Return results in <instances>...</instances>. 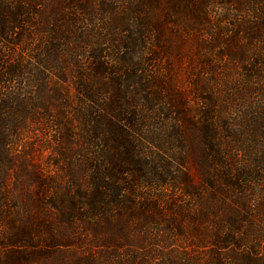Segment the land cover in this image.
<instances>
[{
    "label": "trees",
    "instance_id": "trees-1",
    "mask_svg": "<svg viewBox=\"0 0 264 264\" xmlns=\"http://www.w3.org/2000/svg\"><path fill=\"white\" fill-rule=\"evenodd\" d=\"M189 33L224 82L167 73ZM263 242L264 0H0V264H264Z\"/></svg>",
    "mask_w": 264,
    "mask_h": 264
},
{
    "label": "rangeland",
    "instance_id": "rangeland-1",
    "mask_svg": "<svg viewBox=\"0 0 264 264\" xmlns=\"http://www.w3.org/2000/svg\"><path fill=\"white\" fill-rule=\"evenodd\" d=\"M224 18L225 17H221V18H218L215 20V23H214V30L215 31L214 32H216L217 34L220 33L222 30H224V24H223L224 22H221ZM226 20H228L229 22L233 21L230 19H226ZM189 34H190V36H188V38H186V40L182 44V47H183L182 49L184 51V54L181 57L178 56V54H170L169 52L162 53V55L164 56V58L166 59V62H167L165 65V67L167 69L170 68V67H168L169 66L168 62H170V61H172V62L174 61V63L176 62V66H175L176 73H175L174 77H176L177 81L180 82V83L177 82L180 86L183 85V82L180 81V78L182 77L184 72H187L189 65H193V67L195 68L193 70L194 74H196V73L200 74L203 71L204 64H210L211 65V63H213L214 66H218L220 68L219 71L222 70V68H226V66L223 63V59L219 55L218 47L215 48V47L210 46V47H208V49L204 48L199 44V42H202V41L197 40L196 36H198V34H196V33H194L195 35L191 34V33H189ZM201 37L199 36L198 39H204L205 38V37H202V38ZM33 38L34 39L31 41L32 44L35 45L36 43L37 44L41 43L40 41L37 40V38L35 36ZM65 56H67V55L65 54ZM231 67L234 70H231ZM229 68H230V73L232 74L231 76L237 77L239 70L236 68V65L231 62L228 65V70H229ZM222 71H220V75H219L220 78L219 79H221L220 80L221 82L222 81L224 82L223 78H225L224 77L225 74H223ZM168 72H169V69H168L167 73ZM225 72H229V71L226 70ZM159 74H162V71L159 72ZM168 76H171V72H170V74H168ZM205 78H207V79L209 78V80L211 81L210 76H207ZM66 79L67 80H66L65 84L68 86V88H70V93H72V91H73V84L71 83L72 76L70 74H68V75H66ZM185 83H186V81H184V84ZM72 97H73V95H72ZM27 136L28 137L26 139L30 140L29 142L32 143L31 148L29 150L31 158L34 161L44 165V163L47 160V156L50 153V150L48 148H46V149L44 148V141H43L44 135H43L41 128L38 127V125L36 123H33L30 127V131L27 134ZM78 143L79 144L81 143L80 139H78L75 143H73L74 149L78 148ZM149 190H153V191H148L147 189H144L143 191H145V194H147V195H150V194L159 195V196L162 195V192H160L159 189L158 190L157 189H155V190L149 189ZM176 190L179 191V189H176ZM191 201H192L191 199H187L184 195L183 196L178 195L177 197H173L171 199H170V197H166L165 199H162V203H163L164 207L167 208V210H168V211H165L164 215H166V216H164L163 219L166 220V219L176 218V216L179 215L178 206H180L182 204L190 205ZM170 203L175 204L174 209L170 208ZM192 211H194V210H192ZM175 214H177V215H175ZM135 230H136V226L133 225L132 231H135ZM173 241H174V239H173ZM177 244L178 243L170 242V243H167L164 245H165V252H169V254L173 250H176V252L172 253L173 255H178L177 251L182 250L184 252L183 255H184L185 259L184 258L181 259V257H176V259L178 261H184L186 259H190V260L196 259L198 262V261H201V260H204L207 258V255L205 253L204 254L201 253L197 248L190 247L186 243H179L178 245ZM262 246L264 247V242L262 243ZM244 248H246V247H244ZM257 250L261 251L260 253L264 254V248L257 249ZM161 257L162 256H160L159 258L161 259ZM197 262H192V263L196 264Z\"/></svg>",
    "mask_w": 264,
    "mask_h": 264
}]
</instances>
